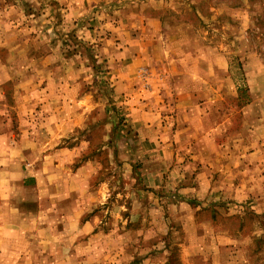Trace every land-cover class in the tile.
I'll use <instances>...</instances> for the list:
<instances>
[{"label":"rangeland","instance_id":"1","mask_svg":"<svg viewBox=\"0 0 264 264\" xmlns=\"http://www.w3.org/2000/svg\"><path fill=\"white\" fill-rule=\"evenodd\" d=\"M184 55L216 68L195 142L162 82ZM0 75V131L39 139L14 203L34 244L1 264H264V0H0ZM158 87L170 111L141 128Z\"/></svg>","mask_w":264,"mask_h":264},{"label":"crops","instance_id":"2","mask_svg":"<svg viewBox=\"0 0 264 264\" xmlns=\"http://www.w3.org/2000/svg\"><path fill=\"white\" fill-rule=\"evenodd\" d=\"M182 57L185 58V61L188 64L186 67L187 71L182 70L178 72L175 70L169 72L167 73V76H164L162 82H165L166 79L168 80L167 82H172L174 78L176 79L174 90L177 97L174 101L175 105L172 106L181 111L180 113L183 117L179 122V125L182 126L181 128L185 126L195 128L193 138L189 141L195 142L199 137L207 133V131L203 129L205 123L204 116L206 115V112L214 106V103L209 99V95L213 96L216 94V89L214 88L215 83L213 81L216 75V68L209 64H206L204 67L198 66L197 63H199V57L196 55H184ZM209 59L208 56H202V64L210 63ZM165 91H170V89L166 90L165 87H158V89L154 88V92L152 91L151 95L155 97V101L151 103L150 106L147 103L140 106L139 103H136L137 101H134L133 104H137L138 108L136 109V107L132 106L133 104L130 108L132 111L134 110L137 112L136 116L140 117V119H137L134 116L133 122L135 124L142 126L141 128L144 129L155 126V122L148 121L149 119H155L153 114L149 113L151 111H162L164 112L163 118H167L166 113L170 111L171 104L167 99L166 105L162 106V104H159L161 100L157 98L158 94L163 92L165 94ZM167 94L169 95V93ZM199 94L204 95L206 98H203L199 102V99H195V96ZM158 100L160 101L158 102ZM82 103V99H80L79 120H81L82 114L85 113V111L82 110V106H80ZM244 110L245 109H243V111ZM186 130L187 129L184 131ZM184 131H179L178 135H182ZM178 135H175V137L180 143H182L184 140H181ZM167 136V132H162L158 135V139L166 142L168 141L166 138ZM35 144H39V139L34 137L31 133L24 132L20 135L13 136L12 134H7L6 131H0V264L1 262H6L7 255H23L25 253L24 251H26L30 245L34 244H29L28 241L34 239L35 236H26L22 229L23 224L25 223L36 224L38 219L37 215L31 214L33 211L28 210L26 206H17L14 205V203L16 201L18 188L20 191H23L24 189L33 191L39 187V184L36 186L33 184L35 181L34 175H25L26 171L29 170L27 167L30 168L31 163L27 162V164H24V159L30 160L28 156L36 157V154L39 153ZM29 148H31V150H28ZM35 150L38 153L35 152ZM48 154L49 155L45 157L46 162L49 159L51 152ZM176 155L178 157V154ZM166 157L167 154L165 153L164 158ZM181 157L184 159L185 153H183ZM48 165L47 162V166ZM155 174L156 175L152 174L151 178L148 177V179L153 182L151 187L156 189L163 185V180L162 178H159L157 173ZM185 175H187V171L183 172L179 168L178 173L176 174L178 184L185 182ZM195 180L196 182L194 183L197 186L195 188L194 199L199 201V197L206 196L210 199L211 192L214 188H212V178L209 173L204 169L198 170L195 173Z\"/></svg>","mask_w":264,"mask_h":264}]
</instances>
